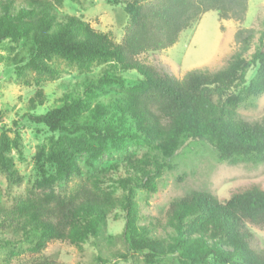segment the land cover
I'll list each match as a JSON object with an SVG mask.
<instances>
[{
	"label": "rangeland",
	"instance_id": "rangeland-1",
	"mask_svg": "<svg viewBox=\"0 0 264 264\" xmlns=\"http://www.w3.org/2000/svg\"><path fill=\"white\" fill-rule=\"evenodd\" d=\"M126 1L139 4L148 0H64L54 7L56 21L76 18L119 43L128 19L123 10ZM42 28L38 27L36 35L45 33ZM239 28L264 31V0H248L241 23L221 21L215 11L206 12L180 33L172 47L145 53L141 59L178 79L194 69L217 73L228 65ZM257 36L243 55L244 61L257 48ZM33 44L31 35L0 42V145L3 141L11 165L7 172L0 167V221L22 204L52 206L65 200L80 184L96 186L111 206L98 235L89 234L75 243L52 240L41 246L37 236L26 239L20 225L0 226V264L38 260L55 264H182L171 255L150 261L131 249L124 236L125 179L137 175L141 168L154 172L155 163L160 170L154 172L150 184L135 189L133 226L164 245L175 234L166 222L173 200L190 191H205L226 200L232 190L251 183L264 190V162L221 161L203 141L186 142L166 160L151 140L129 128L121 103L142 84L144 78L137 72H120L121 85L98 84L104 62L52 48L40 54ZM256 71L257 67L251 66L244 80L237 77L229 90L236 99L237 116L246 122H264V91H245ZM62 106L69 108L71 115L58 130L29 117ZM92 125L100 131L90 133L87 127ZM249 228L254 235L252 248L264 250V226ZM208 264L215 262L210 259Z\"/></svg>",
	"mask_w": 264,
	"mask_h": 264
},
{
	"label": "trees",
	"instance_id": "trees-1",
	"mask_svg": "<svg viewBox=\"0 0 264 264\" xmlns=\"http://www.w3.org/2000/svg\"><path fill=\"white\" fill-rule=\"evenodd\" d=\"M62 1L0 0V42L31 35L33 48L40 54L52 48L55 52L65 50L102 61L105 67L98 84L121 85L120 72H137L144 80L132 90V96L122 99V114L128 127L151 140L163 159H170L188 141H203L221 161L264 162V122L240 119L234 109L236 99L229 92L233 81L237 77L243 81L251 66L257 67V71L245 91L247 94L264 91V31L237 29L233 36L235 50L226 68L217 73L194 69L178 79L141 59L145 53L172 47L180 33L206 12L215 11L221 21L243 22L248 0L123 2L128 19L119 43L76 18L65 17V21L57 22L54 7ZM38 27L45 31L41 36L36 35ZM256 34L257 48L244 61L243 55L249 51ZM70 115V109L62 106L29 117L55 131L63 127ZM87 129L90 133L100 131L94 125ZM2 142L0 167L7 172L11 165ZM157 169L160 170V165L155 163L154 172ZM138 172L125 179L128 188L123 204L124 236L131 249L150 261L171 255L182 264H208L210 259L215 264H264V250L252 248L254 235L249 228L264 226V190L260 185L251 183L235 188L226 200L205 191H190L173 200L166 222L175 234L164 245L133 226L135 189L148 186L155 177L154 172L144 168ZM110 206L106 195L96 186L80 184L67 199L52 206L20 205L16 212L0 221V226L20 225L24 237L37 236L41 246L52 240L75 243L86 240L89 234L98 235ZM32 264L55 263L38 260Z\"/></svg>",
	"mask_w": 264,
	"mask_h": 264
}]
</instances>
